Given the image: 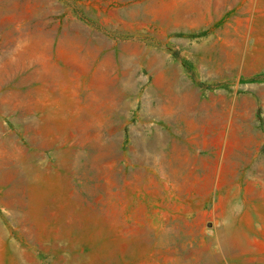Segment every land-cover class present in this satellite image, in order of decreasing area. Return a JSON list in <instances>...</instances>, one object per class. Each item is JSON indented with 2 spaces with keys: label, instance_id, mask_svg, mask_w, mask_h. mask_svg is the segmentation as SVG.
<instances>
[{
  "label": "rangeland",
  "instance_id": "rangeland-1",
  "mask_svg": "<svg viewBox=\"0 0 264 264\" xmlns=\"http://www.w3.org/2000/svg\"><path fill=\"white\" fill-rule=\"evenodd\" d=\"M0 264H264V0H0Z\"/></svg>",
  "mask_w": 264,
  "mask_h": 264
},
{
  "label": "bare ground",
  "instance_id": "bare-ground-1",
  "mask_svg": "<svg viewBox=\"0 0 264 264\" xmlns=\"http://www.w3.org/2000/svg\"><path fill=\"white\" fill-rule=\"evenodd\" d=\"M186 89H187V88H186ZM178 90H179V89H178ZM180 90L182 91V89H180ZM180 90H179V91H180ZM177 92H178V91H177ZM182 92H183V91H182ZM183 93H184V92H183ZM194 93H195V92H194ZM180 94H181V92H180ZM180 94H179V96H180ZM174 95H175V94H174ZM176 95H177V94H176ZM181 95H182V94H181ZM192 95H194V94L192 93ZM177 96H178V95H177ZM177 96H175V97H177ZM194 96H195V95H194ZM182 97H183V96H182ZM182 97H181V98H182ZM196 97H197V95H196ZM196 97H195L194 100H196ZM175 99H176V98H175ZM177 99H179V98L177 97ZM182 99H183V98H182ZM175 101H177V100H175ZM178 101L180 102L181 100H178ZM178 101H177V102H178ZM196 101H197V100H196ZM182 102L185 103L184 101H182ZM182 102H181V104H183ZM194 102H195V101H194ZM174 103H175V102H174ZM191 104H192V103H191ZM195 104H196V103H195ZM177 105H178V104H177ZM179 105H180V104H179ZM188 105H189V104H188ZM188 105H186V108L183 109V110L187 111V106H188ZM199 105H201V104H199ZM202 105H203V104H202ZM202 105L200 106V108L202 107ZM175 106H176V105H175ZM175 106H174V107H175ZM182 106H183V105H182ZM182 106H181V107L178 106V108L181 109ZM190 106H191V105H190ZM193 106H194V105H193ZM193 106H192V107H193ZM203 106H204V105H203ZM184 107H185V105L183 106V108H184ZM195 107H196V106H195ZM204 107H205V106H204ZM176 108H177V107H176ZM176 108H174V110H175ZM205 108H206V107H205ZM165 109H166V108H165ZM191 109H193V108H191ZM191 109H190V110H191ZM167 110H169V109H167ZM171 110H172V109H171ZM190 110H189V112H190ZM201 110H202V109H201ZM185 111H182V112L184 113ZM191 111H192V110H191ZM195 111H196V110H195ZM197 111H200V110L197 109ZM202 111H203V110H202ZM164 113H165V111H164ZM178 113H180V112H178ZM187 113H188V112H187ZM187 113L185 112V114H187ZM174 114H175V113H174ZM174 114H173V115H174ZM180 114H181V113H180ZM197 114H198V113H194V111H193V112H191V114L188 113V116H190V117L192 116L194 119H196V115H197ZM173 115H172V116H173ZM175 115H176V114H175ZM175 115H174V116H175ZM178 116H180V115L178 114ZM182 116H183V115H182ZM190 117H189V118H190ZM197 117H198V116H197ZM200 117H201V116H200ZM166 118H167V117H166ZM166 118H165V119H166ZM171 118H172V117H171ZM173 118H174V120H175V117H173ZM186 118H187V117H186ZM186 118H185V120H186ZM193 118H192V120H193ZM163 119H164V118H163ZM168 119H169V118H168ZM163 121L165 122V120H163ZM171 121H172V120H171ZM193 121H194V120H193ZM196 121H197V119H196ZM214 121H215V120H214ZM169 122H170V121H169ZM169 122H168V123H169ZM172 122H173V121H172ZM176 122H178V120H177ZM176 122H175V123H176ZM179 122H180V121H179ZM173 123H174V122H173ZM85 124H86V123H85ZM177 125H178V124H177ZM220 125H222V124H220ZM171 126H172V125H171ZM214 126H215V125H214ZM172 127H173V126H172ZM179 127H180V126H179ZM214 129H215V128H214ZM174 130H175V129H174ZM179 130H180V129H179ZM216 130H217V129H216ZM175 131H176V130H175ZM175 131H174V132H175ZM182 131H183V130H182ZM177 132H178V131H177ZM161 133H163V132H161ZM179 133H180V132H179ZM165 134H166V133H165ZM168 134H169V133H168ZM108 135H109V134H108ZM157 135H159V134H157ZM157 135H156V136H157ZM177 135H178V134H177ZM161 136H164V137H165L166 135H162V134H161ZM175 136H176V135H175ZM74 137H75V136H74ZM184 137H185V136H184ZM210 138H211V137H210ZM222 138H223V137H222ZM163 139H164V138H163ZM169 140H170V139H169ZM210 140H211V139H210ZM222 140H223V139H222ZM154 141L156 142V139H155ZM154 141H151V142L154 143ZM157 141H158V140H157ZM164 141H165V140H164ZM174 141H175V139H174ZM174 141L171 142V143H174ZM159 142H160V141H159ZM165 142H166V141H165ZM208 142H210V141H208ZM211 142H213V139H212ZM226 142H229V141H226ZM162 144H164V143H162ZM216 144H217V143H216ZM149 145H150V144H149ZM159 145L161 146V143H160ZM208 145H209V144H208ZM210 145H212V144H210ZM220 145H221V144H220ZM154 146H155V145H154ZM154 146H153V147H154ZM163 146H165V144H164ZM221 146H222V145H221ZM229 146H231V145H229ZM151 147H152V146H150V149H151ZM214 147H215V146H214ZM214 147H213V149H214ZM227 147H228V146H227ZM148 148H149V147H148ZM161 148H162V147H161ZM163 148H164V147H163ZM203 148H204V147H203ZM208 148H209V147H208ZM235 148H236V147H235ZM156 149H157V148H156ZM158 149H159V147H158ZM164 149H165V148H164ZM224 149H225V147H224ZM224 149H223V150H224ZM227 149H228V148H227ZM227 149H226V151H227ZM230 149H231V148H230ZM152 150H153V149H152ZM209 150H210V149H209ZM237 150H238V149H237ZM237 150H236L237 153L240 152L239 150H238V151H237ZM155 151H156V150H155ZM217 151H218V150H217ZM226 151H224V153H225ZM153 152H154V151H153ZM158 152H161V153H162V152H164V151H158ZM158 152H157V154H158ZM211 152H212V151H211ZM211 152H210V153H211ZM236 152H235V153H236ZM161 153H160V154H161ZM215 153H216V152H215ZM222 153H223V152H222ZM160 154H159V155H160ZM233 154H234V153H233ZM162 155H164V154H162ZM162 155H160V156H162ZM222 155H223V154H222ZM235 155H236V154H235ZM235 155H233V156H235ZM207 156H208V155H207ZM31 157H32V156H31ZM162 157H163V156H162ZM162 157H161V158H162ZM164 157H165V155H164ZM236 157H237V155H236ZM241 157H242V156H241ZM161 158H160V159H161ZM165 158H166V157H165ZM216 158H218V157L216 156ZM239 158H240V157H239ZM239 158H238V159H239ZM207 159H209V158H207ZM210 159H211V157H210ZM220 159H221V158H220ZM240 159H241V158H240ZM240 159H239V160H240ZM245 159H246V158H245ZM30 160H31V159H30ZM225 160H226V159H225ZM236 160H237V158H236ZM241 160H242V159H241ZM249 160H250V159H249ZM163 161H164V160H163ZM165 161H166V160H165ZM218 161H219V160H218ZM222 161H223V160H222ZM158 162H159V161H158ZM164 163H165V162H164ZM164 163H163V164H164ZM23 164H24V163H23ZM27 164H28V163H27ZM159 164L161 165L160 162H159ZM163 164H162V165H163ZM217 164H218V163H217ZM217 164H216V165H217ZM160 165H159V166H160ZM241 165H242V164H241ZM164 166H165V164H164ZM164 166H163V167H164ZM30 167H31V165H30ZM15 170H16V169H15ZM21 170H22V169H21ZM21 170H20V172H21ZM162 171H163V170H162ZM18 172H19V171H18ZM21 173H22V172H21ZM21 173H19V174H21ZM19 174H18V175H19ZM21 175H22V174H21ZM9 176H10V175H9ZM19 176H20V175H19ZM19 176H18V178H19ZM39 176H40V175H39ZM3 177H4V176H3ZM6 178H7V177H6ZM27 180H28V179H27ZM17 181H19V180H17ZM22 181H23V180H22ZM19 182H20V181H19ZM19 182H18V183H19ZM20 184H21V183H20ZM215 184H216V183H215ZM26 186H27V183H26ZM22 188H23V187H22ZM51 200H52V199H51ZM31 207H32V205H31Z\"/></svg>",
  "mask_w": 264,
  "mask_h": 264
}]
</instances>
